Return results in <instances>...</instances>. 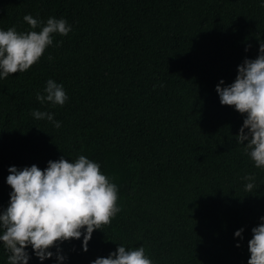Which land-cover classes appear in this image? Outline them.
Returning a JSON list of instances; mask_svg holds the SVG:
<instances>
[{"label":"trees","instance_id":"obj_1","mask_svg":"<svg viewBox=\"0 0 264 264\" xmlns=\"http://www.w3.org/2000/svg\"><path fill=\"white\" fill-rule=\"evenodd\" d=\"M29 14L43 22L36 31L50 17L72 30L53 34L27 72L0 79V213L10 167L44 170L80 155L118 186L121 209L87 252L83 236L44 261L29 246V264H61L58 249L63 264H92L119 244L143 246L153 264H248L264 217V168L236 140L246 116L222 105L216 86L258 57L264 0H0V30L32 31ZM49 79L63 85V106L36 99ZM9 254L0 241V264Z\"/></svg>","mask_w":264,"mask_h":264},{"label":"clouds","instance_id":"obj_2","mask_svg":"<svg viewBox=\"0 0 264 264\" xmlns=\"http://www.w3.org/2000/svg\"><path fill=\"white\" fill-rule=\"evenodd\" d=\"M23 19L32 31L21 33L15 27L0 30V79L27 72L53 45V34L67 36L72 30L65 19L50 17L39 31L35 29L42 21L30 14ZM223 85L221 80L216 86L221 104L234 107L246 116L236 140L245 145L244 150L255 166L264 168V43L260 44L256 59H245L238 67L235 81ZM36 99L41 104L50 102L63 106L68 96L62 84L49 79L44 94L37 93ZM32 115L60 127V122L54 121L49 112L34 110ZM9 173L10 203L0 213V227L4 229L0 241L10 253L7 264H29L30 256L26 251L29 246L41 261L50 259L54 255L50 249L82 236L83 250L87 252L93 232L109 225L121 211L117 203L118 186L101 171L100 164L84 155L71 162L64 157L49 161L44 170L36 165L23 169L12 166ZM243 179L254 181L255 177L248 175ZM254 187L252 182L245 185L248 192ZM261 221L252 229V239L248 242V264H264V217ZM243 231V228L236 231L235 236L243 238ZM56 255L63 264L65 257L59 249ZM92 264H153V261L145 254L143 246L128 250L119 244L115 252L106 258H97Z\"/></svg>","mask_w":264,"mask_h":264}]
</instances>
